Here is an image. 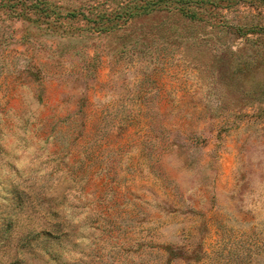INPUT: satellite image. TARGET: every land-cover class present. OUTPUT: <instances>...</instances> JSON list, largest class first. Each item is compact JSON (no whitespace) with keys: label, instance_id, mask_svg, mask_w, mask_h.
<instances>
[{"label":"rangeland","instance_id":"rangeland-1","mask_svg":"<svg viewBox=\"0 0 264 264\" xmlns=\"http://www.w3.org/2000/svg\"><path fill=\"white\" fill-rule=\"evenodd\" d=\"M21 1L0 10V264L28 228L29 264H264V0Z\"/></svg>","mask_w":264,"mask_h":264},{"label":"trees","instance_id":"trees-1","mask_svg":"<svg viewBox=\"0 0 264 264\" xmlns=\"http://www.w3.org/2000/svg\"><path fill=\"white\" fill-rule=\"evenodd\" d=\"M1 0L0 2V10L1 8H6L5 11H10L12 12L15 16H24V15H28L29 12H31L32 8H37L32 4H28L25 5L24 2H22L21 0H18V3H13L12 5L10 4H6L7 1H3ZM161 1H164L161 4ZM184 3H179L177 1L174 2H168L167 0H157V1H147L146 3L139 5L138 7H135L137 9H139L141 12L144 13H149V12H154V11H173V12H177L178 14L182 15L183 17H189V18H193V16L195 15L193 13V11L188 10L184 7ZM136 10L134 12H130L129 15H133L134 13H137ZM73 13H71V15L75 16L77 14V12L72 11ZM128 12V11H127ZM127 12H125L124 14H126ZM104 14L101 15H96V18L93 20L95 23L97 22V18L99 20H101L102 18H104ZM92 18V17H91ZM90 18V19H91ZM250 28H248L247 30H249ZM247 30L243 33L246 34ZM250 30H254L257 33H260L259 35H264V24H255L252 25V28ZM263 32V33H262ZM8 217V215H7ZM12 226V221L10 219V217H8V220H6V222H3V229H0V247L3 245V240L6 238L5 236V232L9 231L10 228ZM28 234L27 236L24 238L25 240H28V242H21L18 247V253L19 254H23V256L21 257H14L12 259H10L6 264H29L27 262V258H26V252H25V248H27V250L32 251L34 249H39L40 252H43V254H47V246H39V244H37L36 242H34V240L39 237L40 235L42 236H47L48 233L47 231L42 230L41 232L36 231L35 229H30L28 228ZM49 258H52L49 256ZM48 260V259H47Z\"/></svg>","mask_w":264,"mask_h":264}]
</instances>
